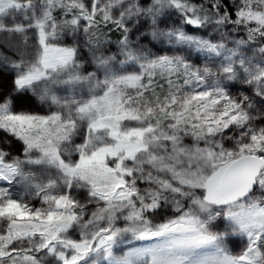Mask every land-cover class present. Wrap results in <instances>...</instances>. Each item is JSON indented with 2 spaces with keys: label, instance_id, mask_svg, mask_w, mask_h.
<instances>
[{
  "label": "snow or ice",
  "instance_id": "6c2138e0",
  "mask_svg": "<svg viewBox=\"0 0 264 264\" xmlns=\"http://www.w3.org/2000/svg\"><path fill=\"white\" fill-rule=\"evenodd\" d=\"M0 264H264V0H0Z\"/></svg>",
  "mask_w": 264,
  "mask_h": 264
}]
</instances>
